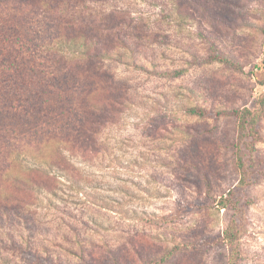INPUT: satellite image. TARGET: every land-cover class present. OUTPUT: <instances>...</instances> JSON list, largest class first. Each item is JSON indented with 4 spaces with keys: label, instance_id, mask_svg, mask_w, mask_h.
I'll return each instance as SVG.
<instances>
[{
    "label": "rangeland",
    "instance_id": "rangeland-1",
    "mask_svg": "<svg viewBox=\"0 0 264 264\" xmlns=\"http://www.w3.org/2000/svg\"><path fill=\"white\" fill-rule=\"evenodd\" d=\"M206 1L223 24L205 16L178 21L177 0L80 3L77 10L92 21L108 18L114 24L116 15L120 18L130 49L117 46L113 58L101 65L113 93L127 94L129 102L115 113L85 111L84 126L66 130L53 144L72 138L62 145V168L42 166L55 177H41L48 189L35 186L19 209L1 207L0 264H83L84 259L112 264L113 255L133 264L183 243L190 247L168 264H228V247L219 236L232 213L218 204L242 178L236 166L238 120L192 116L185 108L259 107L264 0ZM202 35L210 36L219 52L237 58L245 71L207 63L211 45ZM69 59L54 61L72 65L75 60ZM136 65L184 74L159 77ZM65 87L63 100L71 104L74 89L68 82ZM91 97L96 99L95 93ZM259 132L245 190L249 203L241 264H264V117ZM0 150V160L6 159V150ZM21 160L38 166L32 158Z\"/></svg>",
    "mask_w": 264,
    "mask_h": 264
},
{
    "label": "trees",
    "instance_id": "trees-1",
    "mask_svg": "<svg viewBox=\"0 0 264 264\" xmlns=\"http://www.w3.org/2000/svg\"><path fill=\"white\" fill-rule=\"evenodd\" d=\"M36 1L34 4L35 0H0V129L3 132L0 134V148L8 154L6 159L0 160V209L12 206L10 204L19 209L26 203L24 199L27 197L24 196L34 192L35 186L48 189L41 177L49 180L55 177L42 166L62 168V158H59L62 145L71 144L72 138L53 144L68 132L66 130L84 126L81 117L85 111L115 113L125 101L129 102L127 94L113 93V84L109 86L107 83L109 81L101 65L113 58L117 46L130 49L118 22L119 16L116 15L114 24L108 23V18L92 21L77 10L83 0ZM175 6L178 21H195L199 16H205L213 23H224L214 15L211 4L206 0H177ZM202 36L205 41L212 39ZM210 45L207 63L216 62L236 72L245 71V66L237 58L219 52L212 42ZM66 59L75 61L72 65L54 61ZM194 59L198 60L197 57ZM135 67L166 78L184 74L183 70L150 71L143 66ZM65 82L72 84L74 89L71 96L75 100L71 99V104L63 100L69 90ZM116 92L121 93L122 89ZM93 93L96 99L91 97ZM185 112L192 116L235 117L238 120L236 166L242 178L218 205L232 213L219 236L228 247V264H241L240 240L245 231L249 203L245 190L251 182L256 145L261 141L259 126L264 117V97L255 110L243 108L209 112L200 107H186ZM49 119L53 122H47ZM22 156L32 158L38 166H25ZM7 187L15 192L8 194ZM189 247L187 243L176 245L160 256L141 259L133 264H168L174 254ZM110 260L112 264H123L115 255ZM82 263L90 264L86 259Z\"/></svg>",
    "mask_w": 264,
    "mask_h": 264
}]
</instances>
